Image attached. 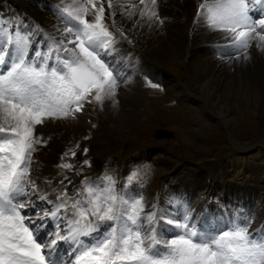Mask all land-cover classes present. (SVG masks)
I'll list each match as a JSON object with an SVG mask.
<instances>
[{"label": "snow or ice", "instance_id": "6c2138e0", "mask_svg": "<svg viewBox=\"0 0 264 264\" xmlns=\"http://www.w3.org/2000/svg\"><path fill=\"white\" fill-rule=\"evenodd\" d=\"M117 3L107 0L112 18ZM139 5L137 24L164 23L157 0ZM42 7L66 26L47 31L0 16V264H264V222L253 229L258 214L250 208L233 206L218 215L205 208L197 216L183 197L149 203L143 196L147 170L119 181L107 172L85 175L71 189L67 175L58 184L45 178L43 186L33 176V154L47 143L35 134L37 125L76 120L93 103H115L119 84L127 83L117 33L127 36L115 19V32L105 24L100 0ZM130 7L121 14L135 15L137 5ZM196 22L230 39L218 49L222 56L234 52L247 60L250 47L264 51V0H202ZM69 152L76 156L69 149L57 168L80 176L83 167L66 162Z\"/></svg>", "mask_w": 264, "mask_h": 264}, {"label": "rangeland", "instance_id": "374dc122", "mask_svg": "<svg viewBox=\"0 0 264 264\" xmlns=\"http://www.w3.org/2000/svg\"><path fill=\"white\" fill-rule=\"evenodd\" d=\"M38 1L0 0V10L26 13L22 6L30 8L29 11L43 10ZM107 9L105 6L104 22L111 31L115 32L117 27L112 26L113 19L109 13L110 10L107 11ZM28 12V16L34 21ZM89 17L90 20L93 19ZM50 21L48 20L49 26L52 24ZM117 41V46L124 49V54L128 55V58H135L137 60H135V65H137L144 52L128 47L126 39H120L118 33ZM124 43L128 49H134L136 52L125 49ZM169 64L172 67V82L164 85L159 80L151 78L149 68H147L148 74L140 73V79L130 74L128 82L123 83L127 86L119 84L117 88L118 95L116 93L115 100L118 108L116 112L110 106L109 100H106L103 106L93 103L88 113L90 118L84 119L87 127H83L81 133L80 130L62 132V134L59 133L62 137L58 134L50 141L46 140L47 146L41 152L45 155L44 159L47 161L51 158L55 159V149L59 153L64 142L65 144L71 143L72 149L79 143L80 147H75L76 156H71L69 159L74 168L83 167L84 171L81 175L109 172L114 178L120 179L121 176L126 178L133 170L139 169L141 172L147 170V186L149 187L146 188V200L149 203L154 199L155 181L159 180L162 186L169 183L176 184L177 180L174 183V180H170L171 176L181 171H185L184 175L189 174V177L203 182V186L200 184L194 187L199 182H194L195 179H192L193 183L190 182L193 184L190 186L192 192L201 189L203 191V188L208 186L206 175L210 176L212 185L215 180L226 176L234 182L244 183V186L249 182L251 183L249 188L253 189L254 193L257 191L256 185L259 182L258 199L263 203L264 93L255 94L249 88L243 90L244 81H236L232 76L230 88L236 89L240 94L229 100L222 98L210 106L197 91L195 94L198 99L187 98L185 95L187 90L192 91V87L186 83L188 72L180 56L169 59ZM254 65L257 64L251 63L252 67ZM240 74L244 78L243 70ZM149 81L158 83L160 87H149ZM148 88H150L149 92ZM129 95L132 96V100ZM221 113L227 115V121L219 118ZM103 119L106 125L102 124ZM93 124L95 127L92 126ZM45 125L47 126L42 127L40 133L43 136L47 135L44 130H47L50 124L45 123ZM53 128L54 126L52 130ZM159 130H166L171 135L158 136ZM74 133L76 135H73ZM106 137L111 141L109 144L106 143ZM85 147L88 148L87 154L83 151ZM85 159L90 161V167L83 165ZM59 161L61 163V157ZM42 162H44L43 159ZM50 163L45 164L49 166ZM50 168L52 165L49 166ZM42 170L45 169L42 168ZM53 170L56 171L54 166ZM227 170H231L229 175L226 174ZM63 173L72 179L71 183H75L81 176H76L74 171ZM38 177H41V173H38ZM181 182L187 183L188 181L181 179Z\"/></svg>", "mask_w": 264, "mask_h": 264}, {"label": "bare ground", "instance_id": "6f19581e", "mask_svg": "<svg viewBox=\"0 0 264 264\" xmlns=\"http://www.w3.org/2000/svg\"><path fill=\"white\" fill-rule=\"evenodd\" d=\"M42 1L44 2V0ZM201 1L202 0H157V11L159 16L164 20V23L160 24L158 21H154L151 26H148L145 20H141L140 23L137 24V21L140 20L139 8L142 7L139 5V0H119V3L116 4L117 15L111 18L115 19L117 28L124 29L125 35L128 38V40L126 39V45L144 52L141 54V61L138 65H134L133 58L122 55L124 68L129 70L128 76L134 74L136 79H140V73L148 74L147 68H149V75L151 78L157 79L164 85H167L173 81L171 77L172 67L170 64L168 65V61L172 57L179 55L188 72L186 76L190 83L187 80L186 83L189 87H192V91L189 89L185 93L187 98L198 99L195 94L197 91L202 95V99L210 106H212V104L214 105L215 101H219L222 98L224 100L236 98L240 93L236 89L230 88L232 86V80H230L232 76L236 81H244L243 90L249 88L252 93H264V51H260L255 46L250 47L247 60L237 59L234 52L230 56L220 55L218 49L230 44L227 42L230 41V39H225L223 33L212 31L201 23L196 22V10ZM100 2L107 7V0H100ZM57 3L60 4L59 2ZM131 3H135L137 8L135 9V15L129 18L128 15L121 14V8H124L127 12H132L133 9L130 7ZM108 10L110 9H107V11ZM29 12L34 21L47 31H51L53 26H58L61 30L65 27L51 12H42L37 9H32ZM109 13L111 15V10ZM46 17H48L49 21L52 19V21H50L52 23L50 26L48 25L49 22L46 20ZM129 41H131V43H129ZM214 43H221V45L216 47ZM118 48L121 52L123 51L122 48ZM243 55L244 54L241 53V56ZM250 62L257 65L252 67ZM134 69L139 70L136 71ZM242 70L245 75L244 78L240 76ZM129 79L128 77L127 82ZM120 84H122V86H127L123 83ZM190 95L195 96L193 97ZM131 97L129 95L130 99ZM109 103L116 112L118 108L116 100L115 103L109 100ZM89 108L90 106L86 105V111L78 114L79 118L77 120L49 121L50 125L44 132L47 133L49 139H51L56 137L59 133H69L73 130L78 131L82 127H87L84 126L85 122L82 117H85L84 115L88 117ZM150 111L153 114L152 109H150ZM215 117L217 118L218 116ZM219 118L223 121L228 120L225 113H221ZM101 121L103 125H106L104 119ZM52 126H54L53 130ZM39 127V125L36 126V135L41 133L42 128ZM41 163L42 159H39L34 162V166L39 169ZM51 163L52 168H50V170L52 171L54 166L56 168L55 172H57L59 170L57 168L58 161L53 159ZM45 178L46 177L42 178V186ZM54 184H56V182H54Z\"/></svg>", "mask_w": 264, "mask_h": 264}]
</instances>
